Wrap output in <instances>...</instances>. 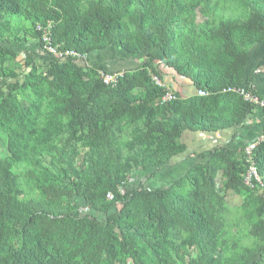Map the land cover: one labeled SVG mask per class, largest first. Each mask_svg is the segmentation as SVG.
<instances>
[{"label":"trees","instance_id":"trees-1","mask_svg":"<svg viewBox=\"0 0 264 264\" xmlns=\"http://www.w3.org/2000/svg\"><path fill=\"white\" fill-rule=\"evenodd\" d=\"M166 1L164 10L157 0H0L1 81L14 77L6 63L23 44L11 37L12 19L34 27L39 51L41 32L50 25V45L59 52L85 57L113 48L143 60L135 69L116 71L122 76L105 86L98 68L84 59L46 56L41 72L32 65L20 83L5 87L0 264H263L264 142L253 152L262 186L244 185V156L238 161L224 147L207 157L193 155L195 171L181 178L166 183L161 176L186 160L185 135L233 129L252 114L255 107L223 90L245 85L264 102L253 88L255 75L246 72L248 51L264 41V0H227L241 12L227 18L211 0L184 6ZM199 5V12L217 21L202 42L176 30L187 18L192 22ZM38 53L35 58L44 60ZM164 61L166 72L207 95L162 103L166 89L153 82L160 78L151 63ZM24 93L30 95L26 107L19 99ZM218 165L226 184L242 193L245 239L260 246L228 241L222 199L214 191ZM16 166L25 168L35 199H18L23 191ZM136 174L146 182L120 195Z\"/></svg>","mask_w":264,"mask_h":264},{"label":"rangeland","instance_id":"rangeland-1","mask_svg":"<svg viewBox=\"0 0 264 264\" xmlns=\"http://www.w3.org/2000/svg\"><path fill=\"white\" fill-rule=\"evenodd\" d=\"M187 2L188 0H180V4L183 6L186 5ZM157 3L160 6H162L164 10L166 9L167 7L166 0H157ZM210 6L211 7L216 6L220 10V11L217 10V13L219 12L223 13V18L237 17V15L241 14V12L237 11L236 6L234 4L228 3L227 0H211ZM199 8H201V5L196 7L192 22H188L189 20L187 18V23L186 24L184 23L182 27L177 26L176 30L179 31L180 33H183L184 36H191L195 39H199V42H202L201 36L205 33L204 31L208 27L215 26L217 21L211 18L212 17L211 15L205 16L203 13L199 12ZM11 23L14 29L13 30L14 34H12L11 37L15 39V42L22 41L23 44L20 45V43H18L17 44L18 46H15L13 48V50L14 49L16 50L17 55L11 58L9 63H6L8 67L13 68L14 77L7 78L3 81H1L2 79L0 77V100L6 95L5 87L7 85H13L15 81H20V78L23 77L24 74L28 75L30 73L32 65H34L35 67L38 66L37 67L38 72H41L42 70L41 68L43 64V63H34V60L36 59L35 56L37 55L38 52H40L38 49V41L36 39V30L34 29V27L30 25L28 22L18 20V19H12ZM189 25H192L193 28L189 27ZM6 41H9V40H6ZM3 47L6 48V44H4ZM16 47L17 48L23 47L24 50H20V49L17 50ZM90 56L92 57L91 59L92 63H87L88 64L87 66L91 67L92 65L93 67L94 66L97 67L98 68L97 71L99 73H103V72L105 73L111 70L113 72H116L120 70L123 71V70L135 69L143 62V60L140 59L139 56L127 57V55L124 52L119 51L117 49H113V48H107V49L100 50L97 52H92L89 54V56H85L84 60H86ZM30 59L33 60V63L29 64L28 61ZM151 60L152 59L150 58V61ZM121 61L126 63L124 65L125 68L117 69L116 66L114 65H117V63ZM164 64H165V61L164 63L163 62L162 63L161 62L151 63L154 69H156V71L158 72L159 74L158 78H160L159 80L161 81V83H166L165 81H163V77H168V78L171 77L172 78L171 81L173 82H170L168 80L169 81L168 83L169 85H171L172 88L175 86V88H173V93L176 99L177 100L183 99L180 96L182 94L185 98H187V95H189V93L184 92L182 90L183 89L182 85L184 84L176 82L173 79V76H171L175 73L172 72L171 70L166 72L165 71L166 69H164L165 68ZM157 67L159 68V70ZM172 83L174 84V86L172 85ZM190 96L191 95H189L188 97ZM29 97L30 95H28L27 93H24L21 97L19 96V99L22 102V105L24 107H26V105L28 104ZM156 119H158V117ZM239 126H236L239 130L241 128H244L243 126L242 127H239ZM207 135H210V134H207ZM188 136L189 135H185L184 142L185 144L190 145V139L188 138ZM205 136L206 134H202V136H200V139H201L200 142L202 146L207 145L209 142L208 139L205 138ZM212 140H213V137L210 141L212 142ZM205 141H206V144H205ZM232 141L233 139L230 136V140H228L225 143L226 145L225 144L223 145L221 144V145L222 147L235 152L233 158H236V160L239 161L243 156L244 148L250 141L244 142L242 144L240 141L236 143V146L231 147L229 142L233 144L234 141L233 142ZM217 147L218 146H215V147L212 146V148H209V151L203 152L204 154L202 153L203 156H206L208 153H210L212 150L216 149ZM192 154L193 152L189 154L187 161L177 164V165L175 164L174 166H170V168L166 171L165 176H164V179H167L166 183L174 181L177 178H181L191 171L192 172L195 171L194 168L196 167L198 162L195 161L194 158H192ZM6 157H7V153H6V147H5V137L3 134L0 133V159L4 160ZM76 165L78 168H81L82 155L79 156L76 162ZM222 171H223L222 166L218 165L217 171L215 174V180H214V183H215L214 191L222 199L223 213L220 216L224 220L225 230L227 231L229 235L228 241H230L231 239H240V244L242 245V247H245V248L247 247L253 248L256 246L258 247L261 245L259 242H253L251 240L249 241L245 239V234L247 231V224L243 221L242 215H241L242 193L240 189H238L237 187L232 188L233 184L231 182L229 184H226L227 178L225 177V175H223ZM13 173L16 175L20 188L23 191V194L20 195L18 199L19 200L35 199L37 197L38 192L26 184L25 168L23 166H16L13 168ZM140 178L141 176H139L138 178H136L135 175L132 176L130 180L126 181V183L124 184V187L120 189V191L122 193H125V191L134 190L141 181L145 180L143 177H142L143 178L142 180H140ZM145 182L146 181H144L143 183ZM186 188H188V186ZM258 195H262V193L260 191H257V196ZM263 197H264V193H263ZM148 225H150V222L144 224V226H148ZM153 227L155 226H151L152 229ZM137 230H140V229H137ZM263 264H264V257H263Z\"/></svg>","mask_w":264,"mask_h":264},{"label":"crops","instance_id":"crops-1","mask_svg":"<svg viewBox=\"0 0 264 264\" xmlns=\"http://www.w3.org/2000/svg\"><path fill=\"white\" fill-rule=\"evenodd\" d=\"M87 56H89V55H87ZM39 57L43 58V56H39ZM45 59H47L46 56H44V60H42V59L40 60V58H38V59H35L34 62L35 63H43L46 61ZM91 59H92V57L90 56L85 60L86 65H88L87 63H92ZM125 64L126 63L121 61V62L117 63V65H114V66H116L117 69H122V68H125V66H124ZM247 71H249L250 73H253V75H255L253 80H252L254 90L256 91V93L258 95L264 97V41L261 44L254 46L252 48V50L248 51V62L246 64V72ZM171 76H173V79L176 82L184 84V85H182V88H183L182 90L184 92H188L189 95L193 94V89L189 86V84H190L189 80H187L185 78L178 77L175 74H173ZM168 80L170 82H173V81H171L172 80L171 77H169V78L163 77V81H165L166 83L169 82ZM172 85L174 86L173 83H172ZM173 88H175V86ZM189 95H187V97ZM180 96L183 99L185 98L183 96V94ZM242 126L244 128H241L240 130L236 127L233 129L220 131V132L210 134V135L206 134L205 138L208 139L209 142L207 145H204V146H202L201 142H200L201 141L200 136H202V134H198V133L188 134L189 135L188 138L190 139V145L188 146L189 149L187 150V158H188L189 154H191L192 152H193V154H192V158H193V155H197V154H201L205 151H209V148H212V146L222 147L223 144H225L228 140H230V136L234 141V142L232 141L233 144H231V142H229L231 147L236 146V143L240 142V141H241V144L244 142H248V141L252 142L254 139H256L264 131V111L259 110V109H254L252 114L245 119L244 124H242L239 127H242ZM212 137H213V140L211 142L210 140L212 139ZM229 143H227V144H229ZM205 144H206V141H205ZM187 158H186V160H184V158L183 159L180 158L175 162V164L176 163L177 164L183 163V162L187 161ZM139 176H141L140 180H142L144 178V176H142V174L141 175H137V174L135 175L136 178H138ZM164 176H165V174L162 175L161 177L163 178Z\"/></svg>","mask_w":264,"mask_h":264},{"label":"built area","instance_id":"built-area-1","mask_svg":"<svg viewBox=\"0 0 264 264\" xmlns=\"http://www.w3.org/2000/svg\"><path fill=\"white\" fill-rule=\"evenodd\" d=\"M49 29H50V25H48V27H46V29H44L41 32L40 43L42 45V48L40 52L38 53V56H52L53 58L61 62L67 60L68 58L84 59V57H80L79 55H77L76 53L72 51L59 52L55 48H52L50 45V39H49ZM25 76L26 74H24L23 77L20 78V81H15V82L20 83L25 78ZM121 76H122V72H116V73H113V75L99 73L101 82L105 86H114L117 79L120 78ZM152 80L155 83V85L158 86L159 88L166 89L164 96L161 98L162 103H167V102H170L176 99L174 93L170 90L172 89L171 85L167 83H161V81L157 79L156 77H152ZM15 82L13 84H15ZM222 93L237 95L243 100V102H246L252 105L253 107H255V109L264 111V102L259 100L257 97H254L253 95H251L246 90L245 85H241L236 88H227L223 90ZM193 94L197 97H205L207 95V93L202 90H196L193 92ZM263 142H264V131L256 139H254L252 142L247 144L243 150L244 160H245V163L247 164V169L243 177V183L245 186L249 188L253 187L252 182L257 183L258 186H262L260 179L258 177V174H257V169L255 166L254 160H253V152L256 149V147L260 143H263ZM119 194L123 195V193L120 190H119ZM106 199L111 200L112 199L111 195L107 194ZM81 212L85 213L86 209H81L80 213Z\"/></svg>","mask_w":264,"mask_h":264}]
</instances>
